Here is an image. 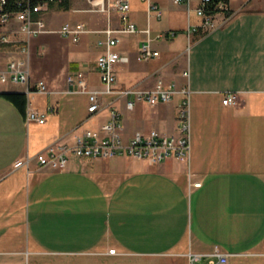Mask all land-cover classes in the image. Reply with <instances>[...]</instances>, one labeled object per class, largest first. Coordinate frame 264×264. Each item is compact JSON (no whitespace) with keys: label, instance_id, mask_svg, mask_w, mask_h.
<instances>
[{"label":"crops","instance_id":"obj_1","mask_svg":"<svg viewBox=\"0 0 264 264\" xmlns=\"http://www.w3.org/2000/svg\"><path fill=\"white\" fill-rule=\"evenodd\" d=\"M130 1L132 21L150 29L160 54L139 61L149 34L119 33L116 86L152 87L160 80L187 86L190 159L169 157L153 164L127 155L72 156L65 169L56 163L41 168L35 154L59 137L71 140L89 114V97L36 95L34 108L53 109L39 124L27 120V94L25 99L10 95L22 94L25 85L5 86L0 92V264H212L219 261L217 250L228 254L227 264H264V0H229L230 16L218 12L215 29L191 38L188 27L201 17L187 4L156 0L164 11L157 19L148 18L146 2ZM198 4L192 0L193 8ZM120 22L124 27L121 17ZM97 23L77 42L66 43L55 32L32 37V80L65 90L68 75L84 70L90 84L101 88L99 40L112 26ZM170 31L176 34L158 37ZM94 33L104 36L96 42ZM17 36L23 37L11 34L10 39ZM33 43L41 55L34 65ZM8 46L0 39V55ZM228 93L237 95L235 103H224ZM184 100L177 94L170 102L128 108L118 99L126 138L151 129L179 134ZM108 116L109 107L85 126L99 127Z\"/></svg>","mask_w":264,"mask_h":264},{"label":"built area","instance_id":"obj_2","mask_svg":"<svg viewBox=\"0 0 264 264\" xmlns=\"http://www.w3.org/2000/svg\"><path fill=\"white\" fill-rule=\"evenodd\" d=\"M62 0H17V11L6 10L9 0H0V39L2 42H12L11 34L23 35V44L18 54L11 56L6 61L0 58V92L8 85L24 84L23 93L28 96V122L43 124L47 121L52 108L40 110L32 106V99L36 95H47L54 92L69 94H87L89 97L88 116L82 123L74 128L71 140L59 137L49 143L33 157L39 167H47L56 163L61 169L67 168L72 156L80 158H113L118 155H127L138 159L147 160L150 163H160L169 157L189 161L191 156V129H190V91L187 86L179 88L174 82L167 83L158 81L152 87H144L136 84L128 88H117L118 64L121 53L118 44L121 41L118 35L121 32L137 33L145 31L149 34L148 39L142 42L137 55L139 61H148L160 54L152 44L150 29H140L130 17V0H89L91 4L102 5L105 11L106 1L109 5L118 7L120 17L124 24L121 29L107 27L102 30L105 34L99 40V45L104 48L97 58V68L101 78V88L93 87L88 79L86 71L79 70L67 77L68 88L63 91L53 90L44 79L32 80L30 62V39L45 32H60L68 35L73 41H79L82 34L91 31L84 22L76 25L70 22L64 23L59 29L48 28L46 13L52 3ZM147 4L148 18L162 19L164 11L156 0H143ZM176 4H187L189 11L195 10L201 17V22L190 24L188 36L200 34L206 35L218 26L216 14L220 11L228 13V3L220 1L213 5V0H199L197 7H192V0H172ZM15 21L16 25H13ZM13 23V24H12ZM12 24L11 27H8ZM175 31L161 33L159 38L174 36ZM189 76V72L185 71ZM177 94H184L185 100L181 104L178 115L179 134H166L158 129L148 132L138 130L131 137L124 134V122L122 113L116 107L118 99H124L128 108H133L138 102L156 105L161 102H170ZM105 96L113 97L108 103L104 102ZM237 95L228 93L224 103H235ZM109 107L107 120L99 127L85 126L88 121L101 114ZM31 158H28V162ZM200 184V183H196ZM219 261L212 264H227L228 254L219 250L215 251ZM194 259L200 257L194 254Z\"/></svg>","mask_w":264,"mask_h":264},{"label":"rangeland","instance_id":"obj_3","mask_svg":"<svg viewBox=\"0 0 264 264\" xmlns=\"http://www.w3.org/2000/svg\"><path fill=\"white\" fill-rule=\"evenodd\" d=\"M133 2L136 0H132ZM106 10L104 11L102 9V5H94L89 2V0H71V8L66 9L62 8L59 4H53L50 6L49 11L46 13L47 19H48V28H53V29H59L62 24L66 22H70L71 24L76 25L77 23L81 22V20H84L86 27H91L92 25L96 26L98 23V19H100V24L105 20L107 21V24H110L112 27H120L123 28L120 22V12L118 11V7L114 5H109L106 1L105 4ZM72 14V15H71ZM185 15V13H184ZM146 20V18H144ZM186 19V17H185ZM119 23V24H118ZM51 24L53 25L51 27ZM138 26V25H137ZM139 27V26H138ZM54 33V32H52ZM58 33V34H57ZM42 35V34H41ZM53 36L59 35L66 43H71V37H69L66 34L60 33V32H55L52 34ZM136 35V34H133ZM94 41L97 42L99 37L104 36V34L101 33H94L92 34ZM119 36H122V34H119ZM23 38L24 37H14L12 39V42H8L9 46L4 49L2 54L0 55V58L3 61H6L8 58H10L13 55L18 54L20 51V48L23 44ZM34 41V38H33ZM101 49L98 48V51ZM35 52V47L34 43L32 44V64L34 65L35 61V56L40 57L39 51L37 54ZM35 70L33 71V73ZM35 77V76H34ZM38 77V76H37ZM33 78V77H32ZM57 91H63L62 89L57 90ZM64 93V92H63ZM41 96L37 95V97ZM190 99V104H191V97ZM104 102H109L110 100H105L103 98ZM112 100V98H111ZM84 104L82 108H84ZM97 120H95L96 122Z\"/></svg>","mask_w":264,"mask_h":264},{"label":"trees","instance_id":"obj_4","mask_svg":"<svg viewBox=\"0 0 264 264\" xmlns=\"http://www.w3.org/2000/svg\"><path fill=\"white\" fill-rule=\"evenodd\" d=\"M16 1L17 0H9V3L8 5L6 6V10H9V11H17L19 9V6L16 4ZM220 1H225L226 3L229 2V0H213V5L220 2ZM53 4H59L62 8H66V9H70L71 8V0H62L60 1L59 3H52L51 5ZM10 95H13V96H16V95H19V96H22L24 97L25 99V93H22V94H10ZM22 99L21 101V105L24 104L25 100Z\"/></svg>","mask_w":264,"mask_h":264}]
</instances>
